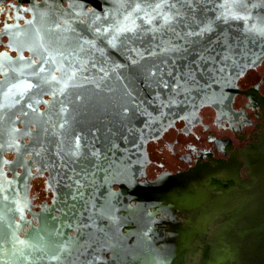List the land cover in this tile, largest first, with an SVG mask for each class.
<instances>
[{
  "label": "water",
  "instance_id": "water-1",
  "mask_svg": "<svg viewBox=\"0 0 264 264\" xmlns=\"http://www.w3.org/2000/svg\"><path fill=\"white\" fill-rule=\"evenodd\" d=\"M14 1L0 26V264L169 263L196 239L178 217L209 173L149 179L148 144L205 106L232 111L264 60V0ZM38 175L53 192L41 210Z\"/></svg>",
  "mask_w": 264,
  "mask_h": 264
},
{
  "label": "flooded vegetation",
  "instance_id": "flooded-vegetation-1",
  "mask_svg": "<svg viewBox=\"0 0 264 264\" xmlns=\"http://www.w3.org/2000/svg\"><path fill=\"white\" fill-rule=\"evenodd\" d=\"M16 4L14 0L0 4V26L13 22ZM7 41L6 36L0 38V50L7 48L3 45ZM238 87L229 114L219 116L213 107L205 106L198 122L179 120L161 138L148 144L149 179L195 168L209 173L205 180L193 184L200 191L198 196L183 197L182 203L189 210L179 212L178 217L194 230L196 239L185 240L186 249L166 264H218L206 254L209 237L218 235L227 224L235 232L236 220L243 218L249 205L259 206L264 201V60L239 79ZM6 157L14 159L15 153H7ZM31 196L35 210H41L45 202L51 203L53 192L47 188L45 176L33 178ZM259 218H264L263 214Z\"/></svg>",
  "mask_w": 264,
  "mask_h": 264
},
{
  "label": "bare ground",
  "instance_id": "bare-ground-1",
  "mask_svg": "<svg viewBox=\"0 0 264 264\" xmlns=\"http://www.w3.org/2000/svg\"><path fill=\"white\" fill-rule=\"evenodd\" d=\"M242 221V218L236 220L238 225H236L237 229L235 232H231V229L229 228L230 225L227 224L222 231H219L218 235L215 233L213 237L210 236L208 242L205 243L207 256L212 255V257L218 261V264H221V261L224 262V264H264V237L262 236V232H264V218L257 219L251 226L242 225ZM238 226L243 229H238ZM231 228H233V226ZM250 229L258 230V232L261 233L260 240L256 247H253L247 253L246 251L241 253L239 251L240 249H237V238L240 235L246 234ZM214 242L216 245L212 246ZM223 243L225 244L223 245ZM218 244L222 245L220 249ZM227 257H230L231 261L230 259L229 261L225 260Z\"/></svg>",
  "mask_w": 264,
  "mask_h": 264
},
{
  "label": "rangeland",
  "instance_id": "rangeland-1",
  "mask_svg": "<svg viewBox=\"0 0 264 264\" xmlns=\"http://www.w3.org/2000/svg\"><path fill=\"white\" fill-rule=\"evenodd\" d=\"M260 214H263L264 216V201L261 205H255L251 204L249 205V208L247 209V213L242 218V225L251 226L254 222H256L258 216ZM263 219V218H262ZM244 236V237H242ZM262 236L264 237V232H262ZM261 237V233L258 232V230L250 229L246 234L240 235L237 238V249L243 253L246 251V253L251 250L253 247H256V245L259 242V238ZM240 238V239H239ZM225 243H223L224 245ZM219 249L222 247L221 244H218ZM217 247V248H218ZM217 251V250H216Z\"/></svg>",
  "mask_w": 264,
  "mask_h": 264
}]
</instances>
